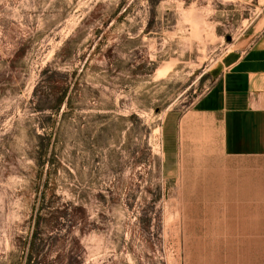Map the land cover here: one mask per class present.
<instances>
[{"label": "rangeland", "instance_id": "obj_1", "mask_svg": "<svg viewBox=\"0 0 264 264\" xmlns=\"http://www.w3.org/2000/svg\"><path fill=\"white\" fill-rule=\"evenodd\" d=\"M263 29L264 0H0V264H231L254 245L224 225L260 211L230 207L255 206L244 160L186 140L167 169L161 127Z\"/></svg>", "mask_w": 264, "mask_h": 264}, {"label": "crops", "instance_id": "obj_2", "mask_svg": "<svg viewBox=\"0 0 264 264\" xmlns=\"http://www.w3.org/2000/svg\"><path fill=\"white\" fill-rule=\"evenodd\" d=\"M161 140L167 169L183 153L186 140H207L225 155L244 160L242 185L246 193H255V206L230 207L260 211L254 217L241 212L224 218L230 241L254 244L232 252L231 264H264V29L222 56L218 76L190 109L167 114Z\"/></svg>", "mask_w": 264, "mask_h": 264}, {"label": "water", "instance_id": "obj_3", "mask_svg": "<svg viewBox=\"0 0 264 264\" xmlns=\"http://www.w3.org/2000/svg\"><path fill=\"white\" fill-rule=\"evenodd\" d=\"M226 39H229V36H227Z\"/></svg>", "mask_w": 264, "mask_h": 264}]
</instances>
